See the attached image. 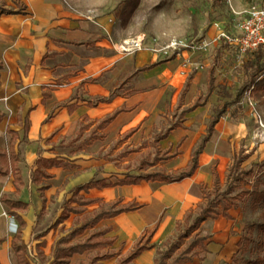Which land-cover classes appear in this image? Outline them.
Segmentation results:
<instances>
[{"label": "crops", "instance_id": "crops-1", "mask_svg": "<svg viewBox=\"0 0 264 264\" xmlns=\"http://www.w3.org/2000/svg\"><path fill=\"white\" fill-rule=\"evenodd\" d=\"M2 1L6 9L24 12L0 13V123H4L3 129L0 128V140H3V134L7 135L8 152L12 139L10 131L16 133L15 144L20 160L18 168L23 183L16 193L11 174L0 177V188L8 192L13 189L15 194L20 195L19 199H9L6 195L0 196V199L5 196L9 200L28 204V208L20 213L26 223L22 232L25 242L24 233L31 225V215L42 213L45 204L57 192L61 197L95 180L94 174H98L100 168L105 172L115 171L116 161H104L96 157L101 149L97 146L100 139L109 141L119 136L126 140L125 145L136 143L141 138L147 139L166 91L170 88L174 92L172 104L178 101L179 95L187 88L186 95L191 96L200 72L189 66L186 73L190 74L185 82L177 59L158 60L149 51L119 54L114 46L118 41L107 21L86 20L82 10L70 7L64 0ZM191 61L193 65L199 64L194 59ZM157 62L158 65L153 69L137 72L129 82L124 83L139 68ZM184 82L187 84L185 89ZM98 124L102 125L98 127ZM219 125H222V118L200 153L198 167L191 177L173 183L141 181L135 185L89 191V199L97 200L96 203L107 200L111 204L120 201L119 206L138 205L136 210L101 221L107 223L104 229L111 230L107 235L115 240L112 246L123 243L128 249L132 248L140 237L146 238L154 230L149 244L159 247L173 235L176 222L192 209L188 202L191 191L201 181L198 171L204 164L203 155L208 154L210 163H216L218 156L216 151L213 152L212 143L215 132H220ZM80 127L79 138L92 137L95 141L87 149H60V146L67 145L76 137ZM185 127L187 123H181L164 139L173 144V150L184 140L177 155L167 153L170 162L175 163L174 170L185 169L195 151V138L189 139ZM222 140L219 138L218 143ZM107 149L105 147L101 154L104 155ZM240 150L247 156L242 168H245V162L254 167L264 163V143L254 147L250 138L233 157ZM81 152H86L87 156ZM67 156L72 160L73 168L46 169L52 178L42 179L38 184L32 183L31 174L38 159L64 160ZM213 179L214 186L217 183L215 175ZM45 185L49 188L41 195L39 189ZM31 190L32 195L28 199L24 193ZM4 207L0 202V239L5 240L0 245V252L7 241ZM220 218L224 223L229 220L219 216L201 224L199 234L204 233L200 235L207 238L206 252H200L186 264H221L235 255L238 241L232 237L230 229L222 230L215 226L223 223ZM209 221H213L212 224L202 232L203 226L209 225ZM11 238L9 248L15 259L10 247ZM39 245L43 247L44 241ZM156 256V248H152L143 251L132 263L155 264Z\"/></svg>", "mask_w": 264, "mask_h": 264}, {"label": "rangeland", "instance_id": "rangeland-1", "mask_svg": "<svg viewBox=\"0 0 264 264\" xmlns=\"http://www.w3.org/2000/svg\"><path fill=\"white\" fill-rule=\"evenodd\" d=\"M64 1L70 7H77L82 10L86 20L107 21L110 24L112 34L118 42L127 38L144 36L149 47L158 49L172 40L198 38L212 40V44L206 52L191 56L201 66L199 68V77L195 83V91L191 92V96H188L186 95L187 88L179 95L178 101L172 104L174 92L169 88L158 105L160 113L158 112V117L154 120L147 139L141 138L136 143L125 145L126 140L120 139L118 136V138L109 141L100 139L101 142L97 143V146L101 149L96 157L104 161H116V169L115 171L105 172L100 168L98 174H94L93 179L95 180H101L108 184H116L125 177L146 176L152 173L164 175L177 174L180 169L174 170L175 163L170 162V159L159 162L153 167L141 168L140 164L143 158L151 159L154 154V148L151 146L154 135L165 132L173 123L178 121L187 123V127L184 129L187 131L186 134L189 136V139L195 138V145H197H194V147L197 148L203 138L205 127L214 109L223 102H231L236 92L246 82L243 64L248 55L241 54L235 46L215 42L214 39L217 35L215 24H219L226 31L234 33L236 31L234 26L242 21L246 12L250 8H262L264 0ZM162 58L161 56H157L158 60ZM175 59L172 56L170 60ZM214 61V93L204 108L193 114L187 113L180 119L179 114L190 107L195 99L201 100L203 98L206 91L207 72ZM189 74L182 75L185 82ZM251 98L255 103V112H257L264 126V91H253ZM253 114V112L244 109L239 104L230 105L226 115L222 118V125H219L220 132L216 131L213 137V152L216 151L218 158L216 159V163L212 164L210 163L209 155H203L204 164L198 171L201 181L191 191L188 202L190 208L195 209L198 204H205L207 197L211 195L214 189V175L217 178L219 190H224L233 154L245 146L247 140L252 138L254 147L264 143V138L260 139L257 134L261 132L264 137V128L262 129L259 126L257 122L258 118L253 116ZM3 126L4 123L1 122L0 128L3 129ZM223 131H225L224 134ZM84 138L77 139L73 146H60V149L71 147H79L78 150H81V148L87 149L95 141L92 137ZM219 138L223 140L218 143ZM183 143L184 140L173 150V144L163 140L158 143L159 153L167 154L171 152L177 155V150ZM105 147H108V149L102 155L101 151ZM0 150L5 153L7 152L6 134H3V140H0ZM86 152H81L80 154L87 156ZM63 162L67 166H73L71 164L72 160L68 156L64 158ZM249 166L250 164L246 162L243 164L245 168ZM75 189L63 194L61 197L58 196L59 192H57L55 197L50 198L49 202L45 204V209L42 213L31 215V225L24 233V240L28 246V258L31 264H52L53 245L61 237L69 233L74 227V220L76 218L88 217L98 210L112 211L111 201L103 200L102 203H92L81 207L84 211L77 217L71 214L63 222L62 230L59 227H54L56 219L61 214L63 208L69 204L68 200ZM261 192H264L263 162L258 163L253 168V174L249 178L235 184V189L226 202L230 218L225 223L220 218L223 223L215 224V226L220 229L222 228V230L230 229L232 237L239 242V247L236 249L234 258H230L227 262H222L221 264H264V196L259 194ZM2 195H6L9 199H19L20 197V195L13 192V189L8 192L5 188H0V196ZM31 195L32 190L24 193V196L28 199L31 198ZM79 195L83 199H89L91 196L89 192H81ZM69 205L76 207L75 204ZM3 214L6 219L5 234L7 241L0 252V263L15 264V259L9 248V240L15 233L16 224L14 231H10V222L13 218L7 215L6 207H4ZM100 222L94 228L86 230L81 236L71 240L70 243L81 242L92 233L103 230L107 223ZM211 222L213 221H209V225L206 226L205 224L203 226L202 232L204 228H209L210 224H212ZM200 234L204 235V233ZM176 236L177 232H174L170 238L174 240ZM42 241H44L45 245L39 247V243ZM162 245L158 248L163 250ZM131 250L132 248L128 249L123 243H116L114 246L110 245L100 248L99 253L107 252L115 255L112 259L104 260L100 263L118 264L120 260L130 254ZM95 254L96 251H89L82 255H74L70 258L69 264H80V262H85L87 255L94 256Z\"/></svg>", "mask_w": 264, "mask_h": 264}, {"label": "trees", "instance_id": "trees-1", "mask_svg": "<svg viewBox=\"0 0 264 264\" xmlns=\"http://www.w3.org/2000/svg\"><path fill=\"white\" fill-rule=\"evenodd\" d=\"M0 13L20 14L24 12H21L20 10H8L4 7V2L0 0ZM158 63L159 62L139 68L132 74V76H128L124 83L129 82L131 77H133V75L137 72L149 71L158 65ZM1 69L2 64L0 63V70ZM214 71L215 61L213 62V65L209 67L207 72L206 92L203 98L201 100L195 99L190 107L186 108L179 114L180 119H182L187 113L203 107L208 103L210 96L215 91ZM243 71L246 76V82L239 88L231 102H223L220 106L214 109L213 114L207 122L205 134L195 151L192 153L190 163L185 169L175 175L152 173L146 176H136L130 178L125 177L124 179L119 180L116 184H107L101 180L89 181L88 183L77 187L68 200L69 204H75L76 207H72L69 204L66 205L53 226L58 227L60 225L59 229L62 230L63 222L67 220L71 214L77 217L84 211L81 207L97 202L95 199H83V197L79 195L81 192L87 193L92 189H103L111 186L135 185L141 181L173 183L191 177L198 167V157L205 144L208 142L215 125L226 115L230 105L238 104L250 87H253V91H264V54L261 49L248 54V57L243 64ZM185 88H187V84L184 89ZM107 121L108 120L105 122ZM101 125L102 124H98V127ZM180 126V121L175 122L165 132L154 135L153 142L151 143V146L154 148V154L151 159H142L140 164L141 168L155 166L159 162L165 161L170 157L167 154L159 153L158 143L166 139L171 130ZM81 130L82 128L80 127L76 133V137L67 144L68 146H73L74 142L79 139ZM10 133L12 134V139L8 147V152H0V177L6 176L10 173L13 178V186L16 193H18L23 184L21 180V173L18 168L20 160L16 149L17 144H15L16 133L11 131ZM246 157L247 156L243 153V150H240L239 153L233 157V162L227 174L226 186L224 190H219L217 183H214V189L211 195L207 197L205 204H198L195 209L188 210L182 220L176 222L175 232H177V236L174 240L171 238L167 239L162 245L163 250L153 244H149V239L153 234V230L146 238L145 236L140 237L132 245L130 254L126 258L120 260L118 264H133L132 261L143 251L152 248H156L157 256L155 264H186L196 258L200 252H206L205 241L207 238L199 234L200 226L207 219H217L219 216L229 219L230 216L228 214L226 202L229 200L231 193L234 191L235 184L249 178L253 174L254 166H250L248 168L241 167ZM52 167L73 168V166H67L63 160L38 159L36 161L35 169L31 174L32 183L38 184L42 179L52 178L50 174L46 173V169H50ZM48 188V185L40 187L39 191L41 195L42 192ZM259 194L264 196V192ZM0 202L7 208V215L11 216L16 224V230L10 242V247L16 259V264H30L28 260L27 246L22 239V232L26 223L20 215L21 212L28 208V204L21 201L9 200L5 196L1 197ZM119 203L120 201H115L111 204L112 211L98 210L93 212L88 217H82L80 219L76 218L74 220V227L69 231V233L55 242L52 250V264H69L70 258L74 255H82L89 251H96V254L94 256L87 255L85 262H80V264H101V261L112 259L115 256L112 253H99L100 248L113 245L115 241L114 239L106 237V235L111 231L110 228H105L92 233L81 242L72 244L70 241L81 236L86 230L94 228L104 219H110L120 213L133 211L138 208V205L136 204H132L131 206H119ZM116 207L117 209H115ZM4 241V239H0V245L3 244ZM232 258H234V256Z\"/></svg>", "mask_w": 264, "mask_h": 264}, {"label": "built area", "instance_id": "built-area-1", "mask_svg": "<svg viewBox=\"0 0 264 264\" xmlns=\"http://www.w3.org/2000/svg\"><path fill=\"white\" fill-rule=\"evenodd\" d=\"M236 31L234 33L226 31L225 28L219 24H215L217 35L215 42L224 43L229 46H235L241 54H251L258 49L264 54V5L262 8H250L242 21L234 26ZM212 40L206 38L189 39V40H172L161 48L149 47L144 36H136L120 40L115 46L116 52L119 54H133L140 51H149L153 55L161 56L162 59L170 60L174 56L180 62L181 75L186 74V69L190 66L195 70L201 68L199 64H192L191 56L206 52ZM253 87H250L238 103L244 109L253 112V116L258 118L257 122L263 129L260 117L255 112V103L251 98ZM260 139H263V133H257Z\"/></svg>", "mask_w": 264, "mask_h": 264}, {"label": "bare ground", "instance_id": "bare-ground-1", "mask_svg": "<svg viewBox=\"0 0 264 264\" xmlns=\"http://www.w3.org/2000/svg\"><path fill=\"white\" fill-rule=\"evenodd\" d=\"M15 229V223L13 222V220H11L10 222V231H14Z\"/></svg>", "mask_w": 264, "mask_h": 264}]
</instances>
